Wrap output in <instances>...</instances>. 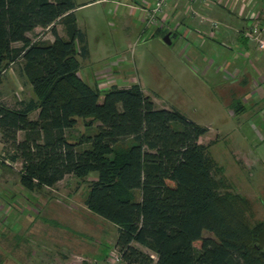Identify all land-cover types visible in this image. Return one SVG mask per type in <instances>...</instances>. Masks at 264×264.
Returning <instances> with one entry per match:
<instances>
[{
    "label": "trees",
    "instance_id": "trees-1",
    "mask_svg": "<svg viewBox=\"0 0 264 264\" xmlns=\"http://www.w3.org/2000/svg\"><path fill=\"white\" fill-rule=\"evenodd\" d=\"M76 8L75 0H0V83L21 61L33 89L15 105L0 101V140L22 163V185L95 174L85 206L116 224L126 264H264V218L252 221L251 201L210 153L216 141H199L209 129L157 106L138 83L103 91L80 75L89 50ZM37 27L54 40L30 38ZM231 106L245 109L241 100ZM79 120L94 130L72 136Z\"/></svg>",
    "mask_w": 264,
    "mask_h": 264
},
{
    "label": "rangeland",
    "instance_id": "rangeland-1",
    "mask_svg": "<svg viewBox=\"0 0 264 264\" xmlns=\"http://www.w3.org/2000/svg\"><path fill=\"white\" fill-rule=\"evenodd\" d=\"M75 1L78 26L86 34L89 50L88 57L80 59V75L84 80L92 86L95 77L98 86L108 87L119 74L116 72L119 67L124 66L120 73L142 84L157 106L175 108L207 127L208 132L199 141L204 144L216 141L210 146V153L224 166L233 189L251 201L255 213L252 221L264 218V95L258 98L253 95L258 87L264 90V51L249 59L255 63L247 64V82L235 83L236 80L226 78L229 74L223 70L211 69L204 74V63L186 51L179 35L165 27L152 32L154 27L147 28L138 13L129 9L123 14L115 12L113 0ZM56 27L59 35L65 37L61 23ZM166 32L173 33L171 44L163 41ZM28 36L39 41L54 40L48 28L37 27ZM205 38L207 43L199 46L198 51L202 58H209V64L211 59L216 60L210 52L211 46L222 44L219 39ZM19 44L22 42L14 45ZM20 63L8 64L2 75L0 101L9 106L33 97L31 85L20 75ZM256 67L261 73L258 74ZM242 78L238 77L237 81ZM231 100L245 104L242 113H231ZM77 124L70 132L72 136L94 130L81 120ZM21 168V161L12 163L0 141L3 264H86L87 260L101 258L99 248L104 259L112 255L119 234L116 224L85 207L89 183L96 179L95 174L85 179L67 175L51 190L47 187L32 190L22 185ZM203 236L213 237L207 231ZM196 245L199 247L200 242ZM142 249L150 253L147 248Z\"/></svg>",
    "mask_w": 264,
    "mask_h": 264
},
{
    "label": "crops",
    "instance_id": "crops-1",
    "mask_svg": "<svg viewBox=\"0 0 264 264\" xmlns=\"http://www.w3.org/2000/svg\"><path fill=\"white\" fill-rule=\"evenodd\" d=\"M122 1L126 3L130 2V0H122ZM214 1L215 3L212 6L206 7L204 6L202 0H197L195 2H190L187 0H171L165 8L168 17L167 26L169 25L170 28H165V29H168L173 33H176L175 35L177 36L179 35L180 39L183 40L182 45L183 46L185 45L186 51L190 52L191 56H194L196 60L204 63V67H203L205 68L204 74L209 73L211 69H216V71L223 70L224 72L227 70L226 72H228L229 74L226 77L227 79L231 78L233 80H236L235 83L245 84L247 82V78H246L247 70H248L247 64L249 66H252L255 63V62H251L249 59L253 55L257 54L258 51H260L258 50L255 43H253V41L251 42L246 38L245 32L248 26L250 25L251 15L254 12L256 13L258 12L262 14L264 13V0H258V1L214 0ZM143 2L152 4L153 0H143ZM113 4H116V2ZM128 9L131 12H136L139 15H141V12H138L137 10H133L130 7L129 8L123 7L121 5L116 4V7L113 8L115 12L117 11L120 13L121 11L122 14L127 13ZM214 20L219 21L221 25L216 30L215 35L213 36L210 30H211V22ZM153 27L154 29L152 32H154V30H160L158 29L160 28L159 26H153ZM205 36H208L209 38L214 40L219 39L220 43L222 44L220 47L211 46L210 52L216 58V60L211 59L209 64L207 62L208 61L207 59L209 58H207V56H204V58H202L200 52L198 51L199 46H202L203 44L207 43ZM248 61L250 62V64ZM123 67L124 66L119 67V69L116 71L119 74L114 76L115 80H112V82H110L108 87H102L99 85L103 91L108 90V88H110L113 85L131 86L133 83H136L135 80H128L126 76L120 73L122 70H124ZM11 70L12 69H10L8 73L11 74ZM256 71H258V74L261 73L258 67H256ZM90 76L91 75L89 74V77ZM240 76H243L242 81L240 80L237 81V78L238 77L240 78ZM6 77L8 76L6 75ZM95 85H97V83L94 77L92 86L95 87ZM140 85L143 89L142 84ZM261 89L260 87H258L255 90V92L253 91V95L257 96L255 98L264 95V90L262 89L263 90L262 91ZM143 91L145 92L144 89ZM228 102H230V100H228ZM232 112L233 111L231 110V113ZM34 114H36V112ZM0 138H1V131H0ZM51 188L49 189L51 190ZM86 209L91 210L88 209L87 207ZM114 249H115V245H114ZM99 250L100 248L98 249V253H99L98 257H101L98 260L99 264H107V257L104 259L102 253L100 254ZM93 261L98 262L96 259H94ZM93 261L87 260L88 264L94 263Z\"/></svg>",
    "mask_w": 264,
    "mask_h": 264
},
{
    "label": "built area",
    "instance_id": "built-area-1",
    "mask_svg": "<svg viewBox=\"0 0 264 264\" xmlns=\"http://www.w3.org/2000/svg\"><path fill=\"white\" fill-rule=\"evenodd\" d=\"M171 0H153L151 3H145L143 0H130L126 3L122 0H113V2L123 7H130L133 10L141 12V20L147 28H153V26H159L163 28L167 26L168 17L166 14V6ZM195 2L197 0H187ZM250 1V0H244ZM258 1V0H255ZM204 6L210 7L214 0H202ZM221 23L217 20L211 22V34L214 36L216 30L220 27ZM245 36L249 41H253L258 50L264 51V13L254 12L251 15L250 25L248 26ZM227 71V70H226ZM228 73V72H227ZM4 74V71H3ZM107 264H123V256L117 248L114 249L112 255L107 258Z\"/></svg>",
    "mask_w": 264,
    "mask_h": 264
},
{
    "label": "water",
    "instance_id": "water-1",
    "mask_svg": "<svg viewBox=\"0 0 264 264\" xmlns=\"http://www.w3.org/2000/svg\"><path fill=\"white\" fill-rule=\"evenodd\" d=\"M170 33H167L166 36L164 37L163 41L167 44H171V38H170Z\"/></svg>",
    "mask_w": 264,
    "mask_h": 264
}]
</instances>
